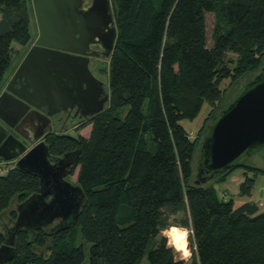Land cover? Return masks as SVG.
I'll return each instance as SVG.
<instances>
[{"label":"trees","instance_id":"16d2710c","mask_svg":"<svg viewBox=\"0 0 264 264\" xmlns=\"http://www.w3.org/2000/svg\"><path fill=\"white\" fill-rule=\"evenodd\" d=\"M111 3L117 35L108 59L109 101L88 119L87 136L55 131L45 137L52 154L79 150L76 182L85 203L69 228L20 230L14 257L4 264H140L144 255L148 264H184L160 232L170 221L191 229V264H264V211L258 213L253 200L235 206L233 196H219L207 184L211 180L194 183L200 137L190 139L183 124L206 101L214 111L219 107L210 122L224 107L222 82L250 78L264 64V0ZM29 4L0 0V87L12 62V42L25 47L32 40ZM209 11L217 20L211 46ZM149 131L154 152L145 148ZM246 164L212 181L224 182L241 168L238 195L249 198L255 175L264 171ZM38 188L36 176L9 168L0 175V212L7 209L14 217L11 202ZM78 233L89 244L87 259L75 245Z\"/></svg>","mask_w":264,"mask_h":264},{"label":"water","instance_id":"95a60500","mask_svg":"<svg viewBox=\"0 0 264 264\" xmlns=\"http://www.w3.org/2000/svg\"><path fill=\"white\" fill-rule=\"evenodd\" d=\"M31 4L37 36L0 92V154L11 141L19 143L6 135L4 124L31 144L26 149L20 142L24 152L14 167L36 176L39 188L15 204V219L0 245V264L14 257L20 230L53 231L77 221L85 193L66 176L71 166L78 165L79 150L52 154L45 137L55 132L53 117L61 111L76 108L80 116L91 118L105 109L109 92L89 67V57L97 55L90 46H103L102 57L108 59L117 35L111 0H90L86 6L84 0H31ZM26 129L34 135L26 136ZM199 142L196 184L241 165L264 148V65L206 125ZM15 155H4L2 160ZM5 168L0 162V173Z\"/></svg>","mask_w":264,"mask_h":264},{"label":"rangeland","instance_id":"374dc122","mask_svg":"<svg viewBox=\"0 0 264 264\" xmlns=\"http://www.w3.org/2000/svg\"><path fill=\"white\" fill-rule=\"evenodd\" d=\"M29 2H30V4H29V7H30V32L32 34V40H31V42H32L35 35L37 34V25H36V21H35L33 9H32L31 0H29ZM205 21H206V38H207L206 41H207V45L211 46L212 45V31H213V28L215 27V25L217 23L216 13L213 11L205 12ZM30 43L24 47V46L18 45L15 42H12V44H11V46H12L11 61L12 62H11L10 68L8 69L6 74L4 75V78H3V81H2V84L0 87L1 92L4 90L6 83L8 82V80L12 76L13 72L15 71V69L17 68V66L21 62L22 58L24 57L25 53L29 49ZM229 55L235 58V55H233V54H229ZM108 59L103 60V61H99L98 64H95V72H97V76L104 82L106 90L108 89V86H107V83H108V66H109V60ZM249 76H250V74L249 75L246 74L242 78H240V79H238L235 82L230 83V84H228L226 82H222V84H221L222 87H225L227 85V87L225 89L224 96L222 98L223 100L220 104L222 107L226 106L228 104V102L238 93V91L241 89L240 83L244 80L247 81L249 79L248 78ZM218 109H219V107L214 111V107L209 105L208 102L206 101L203 104V106H202V108H201V110H200V112L196 118H194L191 121L183 120L184 126L186 128H188L189 132H192V136H193L192 139H195L197 137L201 138V135L205 131V126L207 125V123H209L208 121L212 118V114H215ZM126 111H127V107L122 108L119 111V115L123 116ZM87 121L88 120H86L82 124H79L76 127H71V126L67 125L66 127L60 128V129L57 128L56 125H54L53 130L56 131L57 133H65L67 135H72V136H77V135L87 136L89 134L90 127H91L90 124L87 123ZM2 126L5 128L4 132L6 133V135H9V134L13 135L19 141V143H16V142L14 143V141L10 140L11 143H10L9 148L7 149L8 153H9L8 155L12 156V155H15L16 153H18V154L15 155L14 158L9 160L11 162L9 163L10 166L7 167V170H8V168L13 167L12 164L14 163V161L24 152V151L20 150V148H21L20 142L25 144V145H26V143L23 142V139L20 136H18V134H16L12 128H9L8 126H5L4 124H2ZM144 137L146 140V147H145L146 150L154 152L155 151V143L153 141V137H152L151 132L149 131V132L145 133ZM199 146L200 145L198 144V147H197L196 152H195L194 157H193V162H192L193 171L195 170V167H196V155L198 154V149H200ZM28 148L26 146V149H28ZM245 162L247 163L246 166L255 167L259 170L264 171V148L254 152L252 155H250L248 157L247 160H245ZM78 168H79V166H76L74 172L67 177L68 180H70L72 182H76ZM246 168L247 167H245V169ZM7 170L2 171L1 175L6 174ZM236 170H242V169H236ZM249 175L252 176V173H249ZM207 184H214L216 189L218 188V186L221 187V184L217 185L216 182H213L212 180ZM261 190H262V194H260ZM252 191H253V195L255 196L254 201L259 203L258 204L259 205L258 213H261L264 211V172H259L255 175L254 186H253ZM217 192L219 195L220 190H217ZM221 196L227 198L230 196V194L228 192L224 191L221 193ZM231 196H233L235 202L239 199L237 197V195H235V194L234 195L231 194ZM242 198L245 199L247 197H242ZM237 203H238V201L236 202V204ZM7 214L10 215V212H8ZM180 216H182V215L179 214V215H177L176 218H179ZM75 242H76L75 243L76 246H78V245L82 246L84 253H85V256H86V259H87L89 244L86 243V241L83 239V237L80 235V233H78L76 235ZM175 256L177 259H180L181 253L175 252ZM140 264H148V260H147L146 255L143 256Z\"/></svg>","mask_w":264,"mask_h":264},{"label":"flooded vegetation","instance_id":"af4514ba","mask_svg":"<svg viewBox=\"0 0 264 264\" xmlns=\"http://www.w3.org/2000/svg\"><path fill=\"white\" fill-rule=\"evenodd\" d=\"M89 1L90 0H84L83 6H86L87 5V2H89ZM36 36H37V34L35 35L33 41L30 43L29 46H31L33 44ZM90 47H91L90 50L95 51L97 55H93V56H90L89 57V67H90L92 73L95 76H97V72H95V64H98L99 61L106 60V59H104L102 57L104 55V47L101 46V48H99V45H97V46L91 45ZM88 119H89L88 117L85 118V117L80 116V113H79V111L76 108H68L65 111H61L59 114H57L56 116L53 117L54 124L59 129L60 128H64L67 125L68 126H71V127H76V126H78L79 124H82L83 122H85ZM23 133L26 136H31L32 137L35 132L34 131L32 132V131L26 129V130L23 131ZM23 142L26 143L27 148L31 146V144H28L25 140H23ZM3 154L4 155H8L9 154L8 153V150L3 151ZM4 155L0 154V160H1L0 162L6 164V168L4 170H7V167L10 166L9 163L11 161H3L2 158H3ZM15 161L12 164L13 167H14ZM75 168H76V166H71L70 167V171H69L68 175L66 176V179H67V177L69 175H71L74 172ZM0 175H1V173H0ZM18 202H20V201L14 200L13 202H11V208H14L15 207V204L18 203ZM8 211H7V209H5L2 212H0V233L3 235V241L1 242L0 245H2L3 243H5L4 233L7 231L8 227H10L11 220L12 219H15V216L14 217H11L10 215L7 214Z\"/></svg>","mask_w":264,"mask_h":264},{"label":"clouds","instance_id":"9594fccd","mask_svg":"<svg viewBox=\"0 0 264 264\" xmlns=\"http://www.w3.org/2000/svg\"><path fill=\"white\" fill-rule=\"evenodd\" d=\"M166 247L181 253L180 259L184 264H191L192 251L189 248L191 243V229L184 225L168 222L166 226L160 228Z\"/></svg>","mask_w":264,"mask_h":264},{"label":"crops","instance_id":"0c3cea01","mask_svg":"<svg viewBox=\"0 0 264 264\" xmlns=\"http://www.w3.org/2000/svg\"><path fill=\"white\" fill-rule=\"evenodd\" d=\"M188 129V128H187ZM241 169V168H238ZM237 171V172H236ZM244 179V170H234L232 173H230V175L226 178V180L224 182L221 183H216L221 184V187L218 186V188L216 189V187L214 186V188L217 190H220L219 196H221V193L226 191L228 192L230 195H237V197L239 198L237 201L238 203L236 204L235 202V206H239L242 203L246 202V201H251V200H255L254 199V195H253V191H252V196L249 198H245L243 199L242 196L238 195V191H239V184L243 181Z\"/></svg>","mask_w":264,"mask_h":264},{"label":"built area","instance_id":"2783aa9c","mask_svg":"<svg viewBox=\"0 0 264 264\" xmlns=\"http://www.w3.org/2000/svg\"><path fill=\"white\" fill-rule=\"evenodd\" d=\"M189 138L192 139L193 136H192V132H189Z\"/></svg>","mask_w":264,"mask_h":264},{"label":"bare ground","instance_id":"6f19581e","mask_svg":"<svg viewBox=\"0 0 264 264\" xmlns=\"http://www.w3.org/2000/svg\"><path fill=\"white\" fill-rule=\"evenodd\" d=\"M180 255V254H179Z\"/></svg>","mask_w":264,"mask_h":264}]
</instances>
